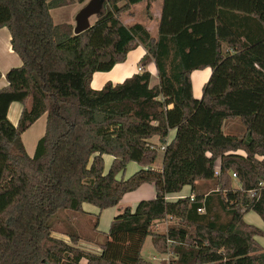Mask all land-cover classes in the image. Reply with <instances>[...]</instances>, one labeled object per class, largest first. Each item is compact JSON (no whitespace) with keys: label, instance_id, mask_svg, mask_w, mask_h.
<instances>
[{"label":"trees","instance_id":"trees-1","mask_svg":"<svg viewBox=\"0 0 264 264\" xmlns=\"http://www.w3.org/2000/svg\"><path fill=\"white\" fill-rule=\"evenodd\" d=\"M87 1L0 0V29L22 60L0 90V264H154L142 256L148 237L158 254L172 255L170 264H264L256 240L264 231L244 221L251 211L264 221V0H163L155 37L145 24L122 20L144 0H108L79 35L54 22L52 10ZM140 46L142 73L92 88L95 73ZM206 68L212 74L196 99L191 76ZM13 103L23 105L17 126L8 118ZM45 114L32 158L22 136ZM235 119L246 135L224 134ZM104 155L114 158L107 174ZM132 162L140 170L119 180ZM145 184L156 197L100 232L101 213ZM186 186L191 196L167 200ZM64 212L93 216L96 238L88 241L100 253L81 249L74 232H62L70 242L55 236ZM168 219L167 231L156 227Z\"/></svg>","mask_w":264,"mask_h":264},{"label":"crops","instance_id":"crops-1","mask_svg":"<svg viewBox=\"0 0 264 264\" xmlns=\"http://www.w3.org/2000/svg\"><path fill=\"white\" fill-rule=\"evenodd\" d=\"M162 1L163 0H144L142 3L133 6L132 10H131L132 15L130 13H126L123 15L122 20H123L124 24H126L127 26H131L135 23H143L148 27V30L150 31L151 35L153 37H155L157 35L158 23H159V20L161 18ZM148 2H151V4H152L151 11H150V13L153 15L152 19H148L146 12L143 11V7H145V6L147 7ZM76 5H77V3L74 5L67 6V7L52 10L51 15L54 19V22L56 24L69 23V24L75 25V24H73L74 22H72L71 20H68V17H67V20L65 19L66 17L64 15V13H65V10H68L70 8H74V6H76ZM123 5L124 4H122V3L119 4V6H123ZM138 18H142V20L140 21ZM151 27L153 28V30L151 29ZM145 53H146V51H145L144 47L140 46L137 49H135L134 51H132L131 53H129L130 55L128 56L126 62L117 64L110 72H97V73H95L93 76V81L91 83L92 88L94 90H101L107 83H113V84L123 83L126 79L132 77L133 75L142 73V72L138 71V69L136 68V65H138V67H139L140 61L143 58V56L145 55ZM21 66H22L21 58L12 49L11 34H10L9 30L7 28H1L0 29V72L2 74V77L0 79V90L8 86V82L6 79L7 73L11 69L18 68ZM145 69L148 70L152 75L151 85L152 86L158 85L159 84V78H158V73H157V69H156L155 64L150 63L149 65H147L145 67ZM199 71L200 70L193 72L192 76H191L192 84H193V93H194V96L196 99L202 98L203 87L208 82L205 79L206 77L202 76L203 74L202 75L200 73L196 74ZM194 74H195L196 78L194 77ZM210 75H211V72H208L207 73L208 79H209ZM197 87H199V90H197ZM22 112H23V105L22 104L13 103L11 105V107L9 109V113H8V118L14 126L18 125L20 117L22 115ZM46 128H47V115L45 114L23 134L22 140H23V143L25 145L26 151L30 157L33 158L35 156L39 141L44 137V135L46 133ZM175 135H176V130H171L169 137L167 139L168 143H170L174 139ZM152 142L157 144V145L160 144L158 137L153 138ZM161 151H163V154H164V149H162ZM103 158H104L105 174H106V169L108 170V168L111 167L114 158L110 155H104ZM163 158H164V156H163ZM157 163L155 164V168L161 169L162 165H163V161H162V165H158ZM139 170H140V167L137 171H139ZM124 173H121L122 176H121V174L118 176L119 180L120 179H128L133 174H135V173H133L129 177H125ZM209 185L210 184H208V183H206V185H204V183L200 184V186L203 188H205ZM235 187L238 188V185H235ZM192 193H193L192 188L190 186H186V187H184V189L180 193L169 195L167 197V200L171 201V202H176L179 199H183V198H186L188 196H191ZM155 197H156L155 187L153 185H150V184H145L142 187H140L137 191L125 195L123 197V199L121 200V202L117 206L106 209L101 213L98 230L100 232L107 233L110 229V226H111L114 218L117 215L121 214L124 211V209H126L127 207H131L132 209H135V207L138 205V203L140 201L154 199ZM123 203L126 204V206L122 209H119L118 207H120V205H122ZM85 205H84V209H85ZM85 211L92 213V214H97L99 212L98 209H96L94 211H87L85 209ZM119 211H122V212L119 213ZM105 212L106 213L111 212L110 222H108V227H106L105 229H103V231H101L100 222H101L102 216L104 215ZM251 213H254V212L251 211V212H248L245 214L244 221L247 224L253 225V226L260 228L264 231L263 219L259 215H257L256 213H254V214H251ZM248 215H251V218H250L251 221L250 222H247V220H246ZM170 224H171V220L168 219V220H165L161 223H158L156 225V227L158 229H160L161 231H167ZM256 240L262 247H264V237H256ZM89 246L95 247L94 248L95 250L92 251V250L88 249V252H92V253H100L101 252L100 248L97 245H95L93 243H89ZM158 256L163 257L160 254H158ZM155 258L156 257H154L153 259H155Z\"/></svg>","mask_w":264,"mask_h":264},{"label":"rangeland","instance_id":"rangeland-1","mask_svg":"<svg viewBox=\"0 0 264 264\" xmlns=\"http://www.w3.org/2000/svg\"><path fill=\"white\" fill-rule=\"evenodd\" d=\"M88 1L84 4L77 3V5L74 6V8H70L68 10H65V13H64V15L66 17L65 19L67 20V17H68V20H71L72 22H74L73 24H75L76 15L88 3ZM122 4H124V3H122ZM143 11L146 12V15H147L146 6L143 7ZM138 19L140 21L142 20V18H138ZM96 20H97V17L91 18V23L94 24L96 22ZM73 26H75V25H73ZM151 29L153 30L152 27H151ZM140 67H141V65H139V67H138V65H136V68L138 69V71H139ZM208 72H211V74H212V70L210 68L200 70L196 74H199V73L201 75L203 74L202 76L206 77L205 79H206V81H208L209 80L208 76H207ZM210 76H209V78H210ZM194 77H195V74H194ZM197 90H199V87H197ZM223 132L225 135H229V136H244V135H246V128L244 127V125L242 124V122L239 119L227 120V121H225V123L223 125ZM163 156H164L163 151H161L159 153V157L157 160L158 165H162ZM109 169L110 168H108V170L106 169V174L109 172ZM138 169H139V167L137 164L131 163L128 166L126 172L124 173L125 177H129L130 175L135 173ZM121 176H122V174H121ZM233 178L235 180L234 185H237V181H236L237 177L236 178L233 177ZM125 206H126V204L123 203L118 208L122 209ZM85 209L87 211H94L97 208L93 207L92 205L86 204ZM121 212L122 211H119V213H121ZM251 214H254V213H251ZM92 217H86L83 215H74L73 213H69V212H64V213L60 214L58 217H56V219H55L56 221L54 223V226L56 227V230L58 231L57 233H55V236L63 238L65 240H67L68 242H70V239L68 238V236H65L64 234H62V232H67V231L74 232V233L82 236V238H83L79 242V247H81L82 249H84L86 251H88V249L92 250V251L95 250L94 249L95 247L89 246V243H91V242L88 241L91 238H96L91 234V231H90L92 228V225L94 223V219ZM110 217H111V212H107V213L105 212L104 215L102 216V220L100 222L101 231H103V229L108 227V222H110ZM250 218H251V215H248L246 218L247 222L251 221ZM142 256H143V258H145L146 260H148L154 264H169L170 260L172 259L171 254L162 255L163 257L158 256L157 252L154 249L151 237H149L145 243V246H144L143 252H142ZM154 257H156V258L153 259Z\"/></svg>","mask_w":264,"mask_h":264},{"label":"water","instance_id":"water-1","mask_svg":"<svg viewBox=\"0 0 264 264\" xmlns=\"http://www.w3.org/2000/svg\"><path fill=\"white\" fill-rule=\"evenodd\" d=\"M108 0H89L75 17L74 34L79 35L92 27L91 18L103 13Z\"/></svg>","mask_w":264,"mask_h":264},{"label":"built area","instance_id":"built-area-1","mask_svg":"<svg viewBox=\"0 0 264 264\" xmlns=\"http://www.w3.org/2000/svg\"><path fill=\"white\" fill-rule=\"evenodd\" d=\"M139 71L140 72H142L143 71V67L141 66L140 68H139ZM216 170H217V173L219 172V166L216 168ZM233 177H237V175L236 174H233ZM251 196L253 197L254 196V192H251ZM192 198V200L194 199V197L192 196L191 197ZM170 264V263H169Z\"/></svg>","mask_w":264,"mask_h":264}]
</instances>
